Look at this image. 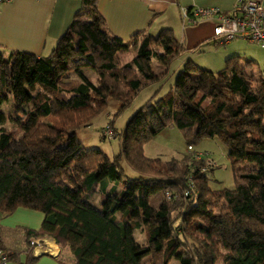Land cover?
Here are the masks:
<instances>
[{
    "label": "trees",
    "instance_id": "obj_1",
    "mask_svg": "<svg viewBox=\"0 0 264 264\" xmlns=\"http://www.w3.org/2000/svg\"><path fill=\"white\" fill-rule=\"evenodd\" d=\"M96 2L80 0L47 54L0 50V218L16 207L42 213L36 229L6 228L22 241L19 248L0 239L6 261L32 264L31 240L49 237L68 264H264V69L240 55L216 71L185 59L172 95L151 97L131 116L110 159L83 147L75 129L108 97L119 110L127 106L186 50L169 28L114 36ZM6 119L14 129L1 127ZM172 126L185 149L203 138L226 146L232 188L207 186L213 166L203 158L144 156L143 144ZM121 159L138 176L124 178L111 196L108 181L123 177ZM91 192L100 196L97 206L85 197Z\"/></svg>",
    "mask_w": 264,
    "mask_h": 264
},
{
    "label": "crops",
    "instance_id": "obj_2",
    "mask_svg": "<svg viewBox=\"0 0 264 264\" xmlns=\"http://www.w3.org/2000/svg\"><path fill=\"white\" fill-rule=\"evenodd\" d=\"M236 1L97 0L96 8L107 30L123 40L128 39L136 31L155 35L160 29L169 28L173 37L185 48L186 51L182 54L188 57L185 59L191 57L194 60L193 53L201 49L205 59L200 65L207 69L219 70L224 64V59L232 55L250 57L249 59L264 69V47L252 43L254 44L252 51L250 48H241L237 45L223 48L209 46V43H213L211 37L213 19L196 18L189 22L180 14L181 9L188 7H216L222 12H228ZM79 3L80 0H10L0 3V50H20L37 56L47 54L65 31ZM262 4L264 8V0ZM82 71L85 74L86 70ZM94 79L93 75L92 80H89ZM41 220V212L16 207L9 215L0 218V239L8 247L20 248L21 239L10 234L6 228L22 226L36 229ZM32 257L34 258L32 264H68L59 257V248L49 237H44L35 244Z\"/></svg>",
    "mask_w": 264,
    "mask_h": 264
},
{
    "label": "rangeland",
    "instance_id": "obj_3",
    "mask_svg": "<svg viewBox=\"0 0 264 264\" xmlns=\"http://www.w3.org/2000/svg\"><path fill=\"white\" fill-rule=\"evenodd\" d=\"M237 45L241 48H250L253 51L254 44L249 43L245 40H232L228 43L219 45L217 43H209V46L217 47H227V46ZM193 52H191L192 54ZM194 60L191 59L197 66L200 65L205 56L202 55V51L197 50L193 53ZM127 56L126 58H128ZM184 55L174 59L168 68L167 75L164 79L153 82L144 88H142L131 100V102L119 110V103L116 99L108 97L106 103L102 108L90 115L87 119L85 125H80L75 129V136L81 142L82 146L85 148H97L101 150L108 158H112L115 154L119 152V133L124 128L126 122L131 118V116L151 97L157 99L158 97L165 98L172 95V85L174 83L177 72H179L184 64ZM250 58V57H246ZM183 61V63H182ZM158 63L151 61V67L153 70L158 68ZM215 68V67H213ZM221 68V67H220ZM85 75L88 79L92 80L94 73L88 69ZM207 69V68H206ZM210 70V69H208ZM214 70H218L214 69ZM71 77H75L74 74H70ZM95 76V75H94ZM152 99V100H153ZM11 104V98L2 104L1 109L7 114V106ZM111 125L113 134H106L104 131L106 126ZM5 130L14 129L13 123L7 120L1 125ZM106 129V130H108ZM143 154L148 158H160L162 161L169 160L170 158H181L184 154L190 155L191 153H196L202 155L204 163L209 162V165L205 163V168L213 166L211 171L207 172L208 180L207 186L211 189H230L233 186L232 173L230 169L229 161L226 157V146L215 138H203L200 141L193 144L192 149H185V142L180 130L175 127H165L160 132L153 135L146 143L143 144ZM120 168L122 170L123 177L121 179L108 181L107 188L113 186V191L111 196H115L117 192L123 186L124 178H135L138 173L134 171L129 165L121 159L119 161ZM101 195V194H100ZM86 199L91 202L94 206H97L100 201V196L98 192H91L85 195ZM160 198L159 193H155L149 197V204L151 206H156ZM134 237L138 243L143 242V234L140 230L136 229L134 231ZM169 264H177L173 259L169 261ZM215 264H220L216 262Z\"/></svg>",
    "mask_w": 264,
    "mask_h": 264
},
{
    "label": "built area",
    "instance_id": "obj_4",
    "mask_svg": "<svg viewBox=\"0 0 264 264\" xmlns=\"http://www.w3.org/2000/svg\"><path fill=\"white\" fill-rule=\"evenodd\" d=\"M10 0H0V3ZM181 17L194 21L196 18H211V37L213 42L219 45L225 44L233 39H242L264 47V8L262 0H237L228 12H222L216 7H191L190 14L186 9H181ZM105 132L110 135L111 130ZM191 150V147H187ZM193 159L202 158V155L191 153ZM209 165V162L206 161ZM39 240L33 239L31 243L37 244ZM6 254L0 249V264H6Z\"/></svg>",
    "mask_w": 264,
    "mask_h": 264
}]
</instances>
